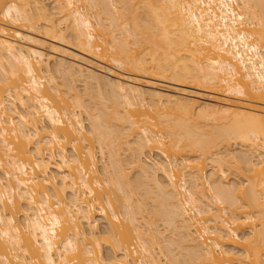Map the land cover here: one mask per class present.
<instances>
[{
	"label": "bare ground",
	"instance_id": "6f19581e",
	"mask_svg": "<svg viewBox=\"0 0 264 264\" xmlns=\"http://www.w3.org/2000/svg\"><path fill=\"white\" fill-rule=\"evenodd\" d=\"M196 263L264 264V0H0V264Z\"/></svg>",
	"mask_w": 264,
	"mask_h": 264
},
{
	"label": "rangeland",
	"instance_id": "374dc122",
	"mask_svg": "<svg viewBox=\"0 0 264 264\" xmlns=\"http://www.w3.org/2000/svg\"><path fill=\"white\" fill-rule=\"evenodd\" d=\"M44 2L46 3V4H50V5H52V0H44ZM140 11H142V8L140 9ZM23 33L26 35H29V36H31V37H35V38H38V39H42L41 37H39L36 33H34L33 31H31V30H29L28 28H23ZM58 46L60 47V49L61 50H63L64 51V54H66V56H68V57H78V56H81V59H82V57H84L85 59H83V60H86L87 62L89 61L91 64H93V63H95L94 65L95 66H100V67H103L102 65H104V67L105 68H108V71H112V72H123V68L121 67V66H118V65H116L115 63H110V64H107V63H104V62H102V61H100V60H98V59H96V58H94L93 56H91V55H87V54H85V53H83V52H81L80 51V49L77 47V45L76 44H74V43H69L68 45H60V44H58ZM70 55V56H69ZM72 55H74V56H72ZM67 57V58H68ZM69 58V59H70ZM99 63V64H98ZM98 64V65H97ZM106 75L108 74V73H105ZM109 75V74H108ZM62 75L60 74V76L58 75V81L61 83V82H64L65 80L64 79H62V77H61ZM64 78V77H63ZM63 80V81H62ZM77 84V86H78V89L82 92V94H84L85 95V98H86V100L88 101V104L89 105H91V106H95V107H97L98 109L99 108H104L106 105H111L112 104V102H108L107 101V103L103 100V98H105V96L108 94V92L107 91H105L106 90V88L104 89H101L102 87H104V86H102V87H100V86H97L95 83H92L93 85H90L89 84V86L87 85H85V84H83V82H77L76 83ZM168 85H170V86H172L173 84H168ZM104 92V93H103ZM105 92H106V94H105ZM106 104H105V103ZM170 107H171V109H170ZM163 109H164V107H163ZM177 109V110H176ZM179 110H178V108H176L175 106H173V105H169V107H166L164 110H160V113L161 114H163V115H165L166 117H169V118H172V119H169V121L171 122V124L173 123V121L176 123V121H177V118H178V116L180 115V114H178V113H180V112H178ZM176 113V114H175ZM83 115V117H84V119H85V123H86V125H87V127L89 126V121H88V119H87V117H86V114L83 112L82 113ZM181 116V115H180ZM179 116V117H180ZM172 120V121H171ZM174 124V123H173ZM175 125V124H174ZM137 133V132H136ZM135 135V134H134ZM138 134H136L135 136H137ZM234 141H231V143H230V146H231V148L233 147H238L239 146V144L238 143H236L235 142V144L233 143ZM189 150H195L194 148H187V150H185L186 151V153H183V157H187V156H189V155H194V154H196V152H193V153H189L188 154V152H190ZM98 151V150H97ZM123 152V153H122ZM122 153V154H121ZM126 153H128V151L127 152H124V151H120V154L122 155H120V157L123 159V160H126L127 161V154ZM187 154V155H186ZM150 157L152 156V158H156V156L155 155H149ZM149 156H147V157H149ZM149 157V158H150ZM126 158V159H125ZM99 159H100V157H99ZM148 159V158H147ZM107 160H109L108 158L106 159V161ZM125 162V161H124ZM206 162H207V164L209 163V160L207 161L206 160ZM127 163V162H126ZM102 165V161L100 160V162H99V166H101ZM209 165V167H210V164H208ZM207 165V166H208ZM125 167H127V171H128V169L130 170L131 168H130V165H126ZM132 170V172H130L129 171V177H131V179H133V182H134V180H136L137 179V175H138V172H137V170H134L133 171V169H131ZM229 171V179H230V183L231 182H233V181H240V178H242L243 176H241L240 178H239V176H235V171L236 170H234L233 168L231 169V170H228ZM211 172V168H207L206 170H205V173L204 174H206V175H209V173ZM128 173V172H127ZM244 174H247V172H244ZM136 178V179H135ZM137 182V181H136ZM135 193H136V195H135V199L137 200V199H141L142 198V193L143 192H141V190L139 191L138 189L135 191ZM143 197H144V195H143ZM147 201V200H146ZM145 201V202H146ZM148 202V201H147ZM151 202V201H150ZM153 219V218H152ZM153 220H157V219H153ZM160 220H158V223H163V222H159ZM157 223V224H158ZM161 226V225H160ZM164 226V225H163ZM163 226H161V227H163ZM101 227H102V225H101ZM166 228V227H165ZM248 230V229H247ZM166 231V230H165ZM168 231V232H167ZM167 231H166V235H167V237H169V236H174L173 235V233H172V230L170 229H167ZM171 231V232H170ZM165 233V232H164ZM169 235V236H168ZM206 236V235H205ZM175 237H176V235H175ZM207 237V236H206ZM134 245H135V248H136V250H139V247H138V244H136L135 243V241H134ZM109 251H110V249H108ZM112 251V250H111ZM217 251H218V253H219V250L217 249L216 250V253H217ZM139 252V251H138ZM136 255H139V253H136ZM183 255V254H182ZM179 256H181V254H179ZM183 257V256H182ZM181 257V258H182ZM197 262H200V261H197ZM196 264H202V263H196Z\"/></svg>",
	"mask_w": 264,
	"mask_h": 264
}]
</instances>
